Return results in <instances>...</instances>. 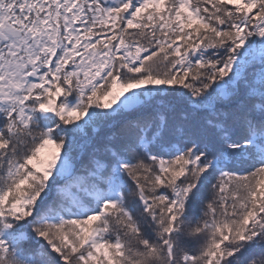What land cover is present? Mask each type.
Segmentation results:
<instances>
[{"label":"snow or ice","instance_id":"1","mask_svg":"<svg viewBox=\"0 0 264 264\" xmlns=\"http://www.w3.org/2000/svg\"><path fill=\"white\" fill-rule=\"evenodd\" d=\"M0 264H264V0H0Z\"/></svg>","mask_w":264,"mask_h":264}]
</instances>
